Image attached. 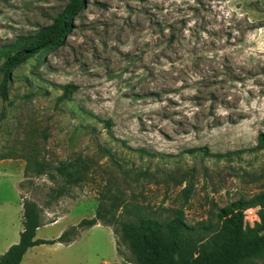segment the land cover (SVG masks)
Returning <instances> with one entry per match:
<instances>
[{
  "label": "rangeland",
  "instance_id": "obj_1",
  "mask_svg": "<svg viewBox=\"0 0 264 264\" xmlns=\"http://www.w3.org/2000/svg\"><path fill=\"white\" fill-rule=\"evenodd\" d=\"M85 1L58 49L9 69L4 96L7 48L70 0H0V254L20 239L24 200L38 238L107 211L73 243L30 249L38 264H138L124 225L177 209L204 239L197 254L220 209L264 193V0ZM66 84L76 89L61 101ZM68 161L83 180L55 170Z\"/></svg>",
  "mask_w": 264,
  "mask_h": 264
},
{
  "label": "trees",
  "instance_id": "obj_2",
  "mask_svg": "<svg viewBox=\"0 0 264 264\" xmlns=\"http://www.w3.org/2000/svg\"><path fill=\"white\" fill-rule=\"evenodd\" d=\"M85 0H70L66 8L50 23L35 32L18 38L17 44L7 48L4 53L2 90L4 96L9 69L15 65L36 57L47 58V53L58 49L71 33L75 16L85 7ZM63 94L59 100L68 99L76 87L73 84L63 85ZM257 149L264 150V132L258 136ZM49 168L46 161H37L36 173L44 175ZM73 169V170H70ZM67 184H75L83 180L85 173L75 161L62 162L55 167ZM58 195L65 193L62 187ZM118 206L117 199L112 201ZM93 218H84L77 225L65 230L59 237L38 238L37 231L41 227L38 208L28 200L23 202V229L17 243L11 245L0 255V264H20L27 251L42 244L74 242L82 230L89 229L106 217L101 205ZM261 207V222L254 226L247 223L245 211L253 207ZM264 193L246 200L232 202L217 213L218 226L215 238L206 248L197 254L188 251L203 242V237L191 235V227L184 220L183 209H177L171 219L162 222L158 219L139 216L135 221L124 225L130 238L132 253L138 264H264ZM212 226L207 227L211 230Z\"/></svg>",
  "mask_w": 264,
  "mask_h": 264
},
{
  "label": "crops",
  "instance_id": "obj_3",
  "mask_svg": "<svg viewBox=\"0 0 264 264\" xmlns=\"http://www.w3.org/2000/svg\"><path fill=\"white\" fill-rule=\"evenodd\" d=\"M73 243V242H72ZM43 245V244H42ZM40 246V245H38ZM35 247V246H34ZM9 248V246H7L5 248V250L2 252V254ZM33 248V247H32ZM30 248V249H32ZM30 249L27 251V253L25 254L22 262L20 264H38V255L36 253V249L34 250V253H29ZM1 255V254H0Z\"/></svg>",
  "mask_w": 264,
  "mask_h": 264
}]
</instances>
